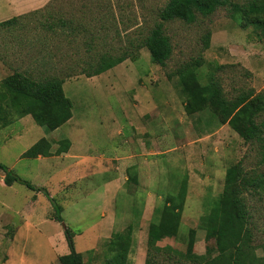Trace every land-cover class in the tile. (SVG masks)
<instances>
[{"label":"rangeland","instance_id":"374dc122","mask_svg":"<svg viewBox=\"0 0 264 264\" xmlns=\"http://www.w3.org/2000/svg\"><path fill=\"white\" fill-rule=\"evenodd\" d=\"M26 1L0 0V23L20 16L29 20L28 15L43 9L71 14L75 8L81 13L82 5L96 2L50 0L26 14H12L11 8L19 11ZM166 2L101 0L103 9L85 10L87 31L74 37V53L62 38L61 44L54 39L39 55V46L25 44L36 33L0 26V81L15 71L76 75L64 83L73 103V118L64 126L52 131L27 116L0 128V163L41 188L7 186L0 170V264H60L59 258L70 253L65 226L75 234L83 264H105L108 241L129 225L134 229L130 260L145 264L149 226L159 220L168 195L178 190L185 176L188 197L181 232L158 247L160 261L190 264L184 256L190 229L197 230V255L214 244L206 241L201 218L209 201L222 193L227 169L241 162L251 175H264V148L259 144L246 142L221 125L209 109L187 114L178 76L180 68L200 61L201 83L213 77L228 99L246 92L264 94V35L253 26L244 27L230 9L199 16L193 24L164 23L173 47L164 67L154 64L142 47L135 49L133 59L99 76L82 73L91 56L95 60L105 51L118 54L141 45L161 22L159 13ZM87 43L92 45L89 53ZM259 120L264 121V114ZM42 138L52 144L54 156L23 158ZM62 141H69V150L55 155ZM248 202L259 250L264 244V195H250ZM56 204L63 209L62 223L54 220Z\"/></svg>","mask_w":264,"mask_h":264},{"label":"trees","instance_id":"16d2710c","mask_svg":"<svg viewBox=\"0 0 264 264\" xmlns=\"http://www.w3.org/2000/svg\"><path fill=\"white\" fill-rule=\"evenodd\" d=\"M223 7L230 9L232 17L244 27L253 26L256 32L264 35V0H250L244 4L229 0H167L159 13L161 22L155 25L141 45H131L118 54L105 51L97 55L95 60L91 56L82 73L88 77L99 76L133 59L135 49L142 47L149 50L154 64L164 67L173 54L172 43L166 34L164 23L182 21L193 24L198 21L199 16L210 17ZM88 8L104 7L101 0H96L94 4L82 5L81 13L75 8L76 12L71 14L37 10L28 15L32 16L29 20H24V16L14 17L0 23V26L13 28L15 31L28 29L29 32L36 33V37L25 44L28 47L39 46V55L47 52L54 39L60 42L62 38L66 39L74 53V37L87 31L83 20L87 17L85 10ZM86 45L85 52L89 53L92 45ZM77 49L79 51L76 52L80 53V48ZM201 66L202 63L196 61L178 71L181 90L187 100V114L193 115L209 109L221 125H228L244 141L259 144L264 148V121L259 120L264 114V94L246 92L230 100L225 96L220 82L213 77L207 84L201 83L198 75ZM60 75L35 76L29 71H15L0 81V128H6L15 120L27 116L52 131L68 123L73 118V103L65 94L64 83L66 79L76 75L71 71L60 72ZM68 142L62 141L55 155L67 153L70 146ZM51 149L52 144L42 138L23 154V158L51 157L54 156ZM0 170L5 172V185L22 183L30 190L41 191V188L20 179L2 163ZM253 194L264 195V175H251L241 162L230 166L226 171L222 193L209 201L207 213L201 218L200 228L206 232V241H213L214 244L207 246L204 255H197L194 252L197 230L190 229L184 255L190 264H264V244L259 251L254 241L248 202V197ZM187 197L188 179L185 176L180 180L178 190L168 195L160 209L159 220L149 226V251L145 264H171L159 260L158 243L167 238L179 237ZM53 209L54 220L62 223V207L56 204ZM65 235L70 253L59 258L60 264H83L84 257L75 247L74 232L66 227ZM133 245L134 229L129 225L108 241L105 264H132L130 255Z\"/></svg>","mask_w":264,"mask_h":264},{"label":"crops","instance_id":"0c3cea01","mask_svg":"<svg viewBox=\"0 0 264 264\" xmlns=\"http://www.w3.org/2000/svg\"><path fill=\"white\" fill-rule=\"evenodd\" d=\"M50 0H27L25 3H22L19 11H14V8H11L12 14L22 15L28 13V9H39L44 7ZM21 8L24 10L21 11ZM18 10V9H17Z\"/></svg>","mask_w":264,"mask_h":264},{"label":"water","instance_id":"95a60500","mask_svg":"<svg viewBox=\"0 0 264 264\" xmlns=\"http://www.w3.org/2000/svg\"><path fill=\"white\" fill-rule=\"evenodd\" d=\"M65 226V225H64ZM65 228H66V226H65Z\"/></svg>","mask_w":264,"mask_h":264}]
</instances>
